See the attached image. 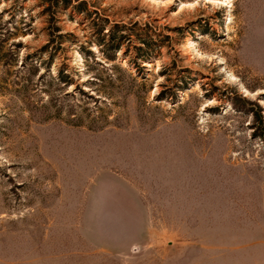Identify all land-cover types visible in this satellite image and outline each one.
I'll return each instance as SVG.
<instances>
[{
  "label": "rangeland",
  "instance_id": "374dc122",
  "mask_svg": "<svg viewBox=\"0 0 264 264\" xmlns=\"http://www.w3.org/2000/svg\"><path fill=\"white\" fill-rule=\"evenodd\" d=\"M53 1L0 0V264H264V0Z\"/></svg>",
  "mask_w": 264,
  "mask_h": 264
},
{
  "label": "trees",
  "instance_id": "16d2710c",
  "mask_svg": "<svg viewBox=\"0 0 264 264\" xmlns=\"http://www.w3.org/2000/svg\"><path fill=\"white\" fill-rule=\"evenodd\" d=\"M54 4V1L53 0H48V5L49 6H51V5H53ZM104 30V27H101L100 28V31L102 32V37H101V39H100V41H99V43L101 44H103V43H106V44H108V45H110V47H113V48H119V46H120V44H121V37L123 36L122 34L121 35H119V36H117V37H115L114 35H113V33H112V31H111V29H110V31H109V29L107 30V31H103ZM106 35H108V36H110V38L109 39H106Z\"/></svg>",
  "mask_w": 264,
  "mask_h": 264
}]
</instances>
